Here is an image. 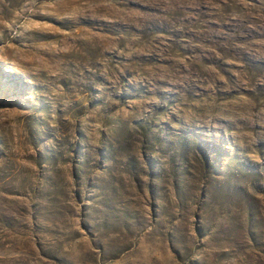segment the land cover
<instances>
[{"label": "rangeland", "instance_id": "374dc122", "mask_svg": "<svg viewBox=\"0 0 264 264\" xmlns=\"http://www.w3.org/2000/svg\"><path fill=\"white\" fill-rule=\"evenodd\" d=\"M0 264H264V0H0Z\"/></svg>", "mask_w": 264, "mask_h": 264}]
</instances>
